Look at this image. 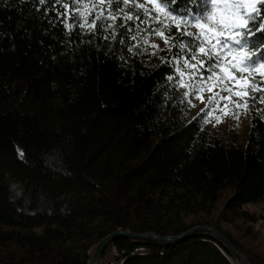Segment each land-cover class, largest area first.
Listing matches in <instances>:
<instances>
[{
  "label": "trees",
  "instance_id": "1",
  "mask_svg": "<svg viewBox=\"0 0 264 264\" xmlns=\"http://www.w3.org/2000/svg\"><path fill=\"white\" fill-rule=\"evenodd\" d=\"M84 1L0 0V264H91L114 232L166 238L199 226L264 264L253 228L263 218L244 209L264 206V94L248 89L243 142L221 136L208 108L190 114L175 66L188 53L173 55L182 45L172 24L136 0H105L104 16ZM169 7L182 27L195 22L179 19L189 0ZM205 8L210 0L191 4ZM255 18L249 45L264 39V0ZM164 24L175 38L159 51L148 40ZM251 55L254 68L264 46ZM107 247L100 264H233L211 235L121 236Z\"/></svg>",
  "mask_w": 264,
  "mask_h": 264
},
{
  "label": "snow or ice",
  "instance_id": "2",
  "mask_svg": "<svg viewBox=\"0 0 264 264\" xmlns=\"http://www.w3.org/2000/svg\"><path fill=\"white\" fill-rule=\"evenodd\" d=\"M153 4L157 16L161 13H165V6L175 5L176 0H150ZM198 2V0H189V7L187 12H181L179 14V19L184 22L187 20L188 16H195V28L199 30V36H193L192 33L187 32L185 26L181 24H173L169 27H175L177 33H179V40L182 45L181 48L174 50L173 55L179 57L181 52L188 53L185 55V61L195 60V56L189 53V49L194 53H198L201 60L198 64H193L192 67H200L202 72H208V76H201L200 79L212 80L216 79V74L209 71L210 67H216L219 72V79L223 80L225 83L232 82L236 87L260 91L264 94V81L259 85H252L250 83L251 77L244 79L242 76H237L236 73H251L258 72L264 75V62L258 63L256 67L248 66V61L253 58L251 55L255 48L264 46V39L253 40L251 45L248 44L247 35L252 34L254 29L249 27L250 22L256 24L255 13L257 12V0H235L234 3L226 5L225 11L220 13L219 18L217 17V9L215 7V0H210L212 4L211 11L205 8L201 13L193 14L191 12V4ZM44 3V0H41ZM163 5V6H162ZM65 13L61 15H66L68 6L64 5ZM241 9L245 10L247 16L241 13ZM168 15L171 16L173 20L178 18L177 14L173 13L171 8L167 9ZM152 17L149 16V19ZM108 19H115V17L109 16ZM125 20H132V16H125ZM138 20L139 17H136ZM203 20L213 21L218 27H212L207 23L202 22ZM84 27V24L80 25ZM91 27H96V21L93 20ZM111 27V25H109ZM240 29H246V33H241ZM102 30V29H101ZM130 29L126 26L123 31L120 32V37L123 38L125 32ZM255 31L264 32V20H261L257 24ZM160 36H165V33L158 32ZM175 34L166 37V39H174ZM204 44L211 45L209 50L204 46ZM240 45V48L233 49L232 45ZM226 50V51H225ZM231 57V63L221 64V56ZM223 91H230L231 89L225 88ZM237 97L244 96L245 98L255 99L249 96L248 91H237L235 92ZM230 99V97H229ZM239 106V105H237Z\"/></svg>",
  "mask_w": 264,
  "mask_h": 264
},
{
  "label": "rangeland",
  "instance_id": "3",
  "mask_svg": "<svg viewBox=\"0 0 264 264\" xmlns=\"http://www.w3.org/2000/svg\"><path fill=\"white\" fill-rule=\"evenodd\" d=\"M107 1L105 0H85L81 10H86L88 12L95 13L98 16L108 15V11L105 9ZM136 2L144 7L146 10H150L156 13V10L150 0H136ZM235 0H219L216 9L217 17L219 18L220 13L225 11L226 5L234 3ZM158 3V1H157ZM242 10V9H241ZM157 14V13H156ZM165 21L166 24H181L180 21L173 20L168 13H161L158 16L157 22ZM212 27H218V25L213 21L204 22ZM166 25H161L156 33L148 40L150 45H153L157 50H165L170 48L171 39H166L168 34L166 32ZM163 32L165 36H160L157 33ZM187 32L193 34V36H199V30L195 28V22L189 23L187 25ZM206 48L211 49V45L204 44ZM233 49H238L239 47L235 44L232 45ZM226 51V50H225ZM195 56V60L185 61L184 57L176 60V69L179 76L182 79L181 91H183L189 98L191 103L190 114L191 116L197 115L202 110L208 108L210 115L216 122V128L218 133L226 138L235 139L239 143L243 142V138L249 129V111L247 98L244 96L237 97L235 92L237 91H249L248 89L236 87L234 83H225L223 80L219 79V72L216 67H210L209 71L216 74L217 78L212 80H201L200 77L208 76V72H202L200 67L193 68V64H198L201 57L198 53H192ZM231 57L221 56L220 63L230 64ZM237 76H242L244 79L251 77V81H261L264 80V75L258 72L251 73H236ZM231 89L230 91H223L222 89ZM230 97V99H229ZM239 105V106H237ZM224 200L218 203V206H223ZM246 211L255 213L258 217H262L256 224L253 225L254 230L258 233L260 239L258 240L264 246V206L262 204L246 205L244 206ZM208 227V226H199ZM212 228V227H210ZM226 228V226H225ZM208 235L213 236L208 233ZM213 238H216L213 236ZM217 239V238H216ZM221 242V241H220ZM231 251V250H230ZM232 252V251H231ZM233 258L230 261L233 264H243L241 260L233 252ZM116 254L114 250L109 252L108 262L114 260ZM117 264V263H115Z\"/></svg>",
  "mask_w": 264,
  "mask_h": 264
},
{
  "label": "water",
  "instance_id": "4",
  "mask_svg": "<svg viewBox=\"0 0 264 264\" xmlns=\"http://www.w3.org/2000/svg\"><path fill=\"white\" fill-rule=\"evenodd\" d=\"M208 233L215 236L219 240V242L221 241L222 243H224L225 246L228 247L232 251V253L234 252L235 255L244 264H251V262L248 260V258L246 256H244L242 253H240L239 251H237L236 248L233 246V244H231L227 238H225L218 231H216L210 227H196V228H194V230L193 229L189 230V232H187L181 236L166 237V238L160 237V236L154 235V234H137V233H131V232L129 233V232L117 231V232H114V233L110 234L109 236H107L104 240H102L96 246L94 256H93V260H92L91 264H100L102 255L105 252V250L108 248L107 246H109L112 242H114L117 239V237L126 236V237H130L134 240H141V241H143V240H155L156 242L169 244V243L177 242V241L184 239V238H188V237L193 236L195 234H200L201 236L202 235L204 236V235H208ZM125 262H123V264Z\"/></svg>",
  "mask_w": 264,
  "mask_h": 264
},
{
  "label": "bare ground",
  "instance_id": "5",
  "mask_svg": "<svg viewBox=\"0 0 264 264\" xmlns=\"http://www.w3.org/2000/svg\"><path fill=\"white\" fill-rule=\"evenodd\" d=\"M228 248V247H227ZM229 249V248H228ZM242 262V261H241ZM243 263V262H242ZM244 264V263H243Z\"/></svg>",
  "mask_w": 264,
  "mask_h": 264
}]
</instances>
